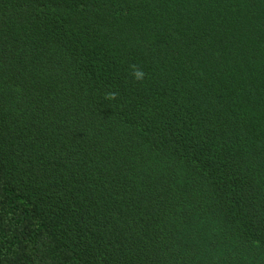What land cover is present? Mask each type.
<instances>
[{
    "label": "trees",
    "instance_id": "1",
    "mask_svg": "<svg viewBox=\"0 0 264 264\" xmlns=\"http://www.w3.org/2000/svg\"><path fill=\"white\" fill-rule=\"evenodd\" d=\"M0 264H264V0H0Z\"/></svg>",
    "mask_w": 264,
    "mask_h": 264
},
{
    "label": "clouds",
    "instance_id": "2",
    "mask_svg": "<svg viewBox=\"0 0 264 264\" xmlns=\"http://www.w3.org/2000/svg\"><path fill=\"white\" fill-rule=\"evenodd\" d=\"M143 77V73H138L137 74V79H141Z\"/></svg>",
    "mask_w": 264,
    "mask_h": 264
}]
</instances>
